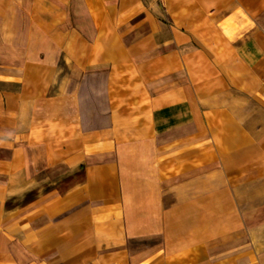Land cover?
Here are the masks:
<instances>
[{
    "label": "crops",
    "instance_id": "0c3cea01",
    "mask_svg": "<svg viewBox=\"0 0 264 264\" xmlns=\"http://www.w3.org/2000/svg\"><path fill=\"white\" fill-rule=\"evenodd\" d=\"M0 264H264V0H0Z\"/></svg>",
    "mask_w": 264,
    "mask_h": 264
}]
</instances>
